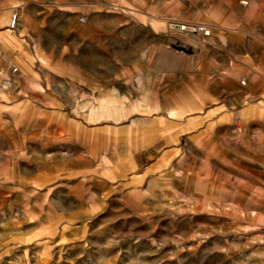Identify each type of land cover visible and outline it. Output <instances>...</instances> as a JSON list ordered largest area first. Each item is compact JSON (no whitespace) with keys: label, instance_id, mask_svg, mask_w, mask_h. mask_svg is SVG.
<instances>
[{"label":"rangeland","instance_id":"1","mask_svg":"<svg viewBox=\"0 0 264 264\" xmlns=\"http://www.w3.org/2000/svg\"><path fill=\"white\" fill-rule=\"evenodd\" d=\"M46 1L58 5L57 12L67 11L60 7L70 5V0ZM110 1L109 12L99 7L89 12L139 18L144 11L140 4L147 8L151 0ZM156 1L158 11L163 3L174 6L175 21L207 24L201 20L206 0ZM79 6L87 10L85 4ZM180 12L189 15L188 21L182 20ZM174 49L176 54L183 48L176 45ZM110 52L109 63L98 59L99 69L113 71L121 65L119 52ZM65 74L63 78L70 75ZM40 76L44 82L54 80ZM90 76L77 74L75 78L92 77L97 82L102 75ZM103 76L108 80L97 86L106 90L95 91V99L85 100L81 93L86 91L72 89L78 104L60 110L80 119H109L85 124L121 130L123 147L133 141L134 134L150 137L143 120L168 115L179 121L196 115L197 99L210 104L237 101L233 108L239 114L246 108L242 81L238 93L228 95L213 88L211 82L205 89L198 84L187 87L180 76L171 89L139 87L133 81L121 84L118 79L123 75L113 72ZM18 77L12 71L0 74V82ZM99 98L113 104H97ZM258 100L264 124V97ZM228 110L222 104V113ZM253 124L239 119L237 137L227 133L219 139L227 153L238 157V168L222 162L221 170L211 169L208 176L200 169L197 151L170 162L169 156L162 160L151 149H141L138 167L126 169L133 155L129 153L135 149H99L102 153L96 154L97 161L79 163L78 169L65 168L69 166L65 164L58 170L43 168L38 172L45 183L26 186L21 183L23 178L36 171L8 169L6 149H0V264H264V128L255 130ZM0 141L5 143V137ZM177 145L194 148L184 137ZM120 159L124 169L116 168Z\"/></svg>","mask_w":264,"mask_h":264},{"label":"crops","instance_id":"2","mask_svg":"<svg viewBox=\"0 0 264 264\" xmlns=\"http://www.w3.org/2000/svg\"><path fill=\"white\" fill-rule=\"evenodd\" d=\"M226 1L206 0L203 4L201 20L212 27V37L204 41L181 34L175 23L184 21H175L174 6L163 3L158 11L156 0L148 2L147 8L145 3L140 4L144 11L139 18L89 12L98 7L109 12L110 0H70L68 8L60 7L67 11L61 12H57L58 5L46 0H0V74H19L16 80L0 82V138L6 139L5 143L0 141V149H6V167L36 171L21 183L40 186L45 182L38 171L58 170L61 164L78 169L79 163L97 161L96 154L102 153L99 149H135L129 153L133 155L126 169L138 167L141 149H151L162 160L169 156L170 162L177 161L178 156L181 159L186 152L197 151L205 176L211 169L221 170L222 162L237 169L238 157L227 153L219 139L227 133L237 137L239 119L243 124L254 123L255 130L264 128L258 100L264 97V0ZM81 4L86 5V11L79 9ZM14 13L17 20L10 29ZM179 14L182 20L190 18ZM176 45L183 49L174 54ZM220 45L227 49H218ZM110 51L119 52L121 65L113 71L108 67L99 69L98 59L109 63ZM110 72L123 75L118 79L121 84L133 81L139 87L146 84L150 89H171L180 76L187 87L198 84V88L205 89L206 83L211 82L213 88L228 95L238 93V83L242 81L246 108L239 114L233 108L237 101L210 104L197 99L196 115L179 121L168 115L143 120L145 134L150 137L137 138L134 134L133 141L123 147L121 130L85 124L109 119H80L60 110L62 106L78 104L72 89L86 91L81 93L85 100L95 99V91L106 90L97 84L108 80L103 75ZM65 73L70 75L63 78ZM94 73L102 75L97 82L91 77ZM42 74L54 80L44 82ZM77 74H89L91 79L80 81L75 78ZM99 99L97 104H113ZM208 104L211 108H207ZM222 104L229 106L226 113H222ZM183 137L195 149L174 146ZM118 162L116 168H123L121 159Z\"/></svg>","mask_w":264,"mask_h":264},{"label":"built area","instance_id":"3","mask_svg":"<svg viewBox=\"0 0 264 264\" xmlns=\"http://www.w3.org/2000/svg\"><path fill=\"white\" fill-rule=\"evenodd\" d=\"M17 20V14L14 13L9 22V28L13 29L15 27ZM83 21V19H81ZM175 27L178 31L185 36H198L204 41L209 40L212 37V29L201 22H192V23H175ZM243 84V82H241Z\"/></svg>","mask_w":264,"mask_h":264}]
</instances>
